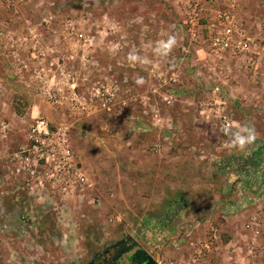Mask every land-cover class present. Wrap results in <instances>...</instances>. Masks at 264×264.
<instances>
[{"label":"crops","instance_id":"crops-1","mask_svg":"<svg viewBox=\"0 0 264 264\" xmlns=\"http://www.w3.org/2000/svg\"><path fill=\"white\" fill-rule=\"evenodd\" d=\"M185 1L187 0H144L142 3L138 0H110V7L115 11L110 13L108 21L103 19L105 17L97 19L96 26L100 40L105 34L106 24H109L110 33L117 35L114 38L115 41L119 40V33H123L124 37L129 38L122 51L110 52L107 49V43L100 41L99 48L94 53L102 68L110 66L113 69L114 79L122 83L123 95H127L125 93L127 91L130 93L127 96L133 97L129 104L134 105L135 98L143 99L141 104L144 105V110L137 105L136 109L129 110L130 116L125 118L124 125L129 129L127 136L132 135L130 130L133 132L135 128L143 129L145 132L153 130L146 120H138V117L154 110L155 107H161L162 117L165 120L162 125H158L159 140L154 143L153 150H138L137 143L134 144L135 138H130L127 141L129 147L126 150L125 169L121 170L117 167L114 171H109L107 175L106 173L102 175L103 178L107 177L109 186L120 187L119 191L124 198L123 205L127 209L123 220L110 223L109 216L108 220L106 218L98 224L113 226L115 224V227L107 232V235H111V239L115 241L97 249L94 246L92 253L86 250L83 243L79 247V253L72 252L73 259L68 264H92L99 253L103 257V261L101 260L99 264H108L105 260L106 257L116 254L118 246L129 245L133 241L138 242L157 261L162 260L161 264H169L171 261L187 264L192 254L189 247L190 241L205 239L213 225L221 228L224 243L233 240L237 245L244 247L247 238L244 223L242 224V216L246 212L255 213L264 207V104L259 106L260 109L255 110L257 113L259 112L257 115L259 119L249 122V125L256 130L257 135L253 143L247 145L243 150L235 148L230 151L223 150L222 152H225L223 154L214 150L216 146L219 151L221 145L220 130L219 136L209 139V128L212 121L207 122L202 117L199 119L192 114V111L197 112L198 108L202 110L204 106L201 103L209 99L215 80L213 67L216 60L213 57L205 58V55L197 59L195 56L197 49L192 58L190 56L187 57V60L184 59L180 48L182 38L179 35L176 36L173 25L184 17L182 7ZM18 12L17 9L5 7V4L0 7V44L3 46V49H0V55L6 56L7 62H12L13 58L12 54H7V50H5L7 49L5 35L8 32L15 34L16 29L20 30L18 26H14L15 21L18 22L20 18ZM214 14L215 10L209 8L206 14L208 24L216 23ZM86 30L91 31V28L88 27ZM48 34L50 35V32ZM179 34L181 33L179 32ZM168 35L176 36L178 41L176 47L166 57L156 54L154 49L157 42L166 40ZM138 41L140 45H136ZM134 45L140 49L138 54L133 48ZM200 48L203 47L200 46ZM130 54L140 55L138 57L141 58V61L139 59L130 61ZM47 57H53V55L48 53ZM172 57H177L181 67L185 64L200 66L198 67L199 71L194 69L195 72L193 70L186 72L183 68V73L181 72L180 75L181 78L183 77V81L194 77V81L199 86L196 89H189L193 91H183L184 94L189 95L187 98H192V100L187 101L190 103L184 102L177 107L166 106L160 97L162 94L165 95L163 91L165 84L163 85L162 79L170 75L171 70L168 63ZM227 59L231 63L234 62L233 58L228 57L226 61ZM29 61L32 67L39 64V60L30 58ZM156 61L161 65L159 75L162 78L151 74V69ZM189 72H193L190 77H188ZM124 78L127 79L125 83L123 82ZM138 78H143L142 85L135 82ZM244 80L243 76L239 78L242 83L245 82ZM183 81L182 85L184 86ZM189 86H191L190 83ZM257 92H254V95H258L259 92ZM40 97L47 101L43 96ZM197 97L203 98L199 104L194 102ZM150 98L155 103L150 102ZM41 107V104H35L34 110L41 111ZM176 111L177 113L174 114ZM68 112L66 109H60L50 118L55 121L60 119L61 113ZM185 112L190 114V119L184 118L188 114ZM136 113H139L140 116ZM117 124L118 122L115 127L119 128ZM213 124L217 126L214 122L212 126ZM115 142L117 148L123 144L122 140H115ZM88 151L89 149H87V153ZM99 166H102L100 162ZM99 176L101 177V175ZM21 179L20 177L19 180ZM19 180L14 181L13 185L18 187V183L21 182ZM98 192L100 193L99 188ZM250 192L252 195H249ZM103 194L100 195L101 204L93 206L98 207L105 201H111L105 193ZM244 195L248 198L254 196L255 204L252 207L248 204L247 199H243ZM20 197L21 192L14 187L12 199L5 200L4 198V201L8 206L14 207L20 205ZM117 198L116 200H118ZM89 205L85 204L79 208ZM113 210L115 212L112 211V214L117 213L115 207ZM125 220H127L125 232L119 231L121 225L117 226L116 224L123 223ZM230 226L229 234L232 235V239L225 240L223 234L228 232ZM82 237L84 236L79 234L78 237L77 235L78 239ZM69 238H64L66 239L64 241ZM260 243L259 264H264V230L260 237ZM225 245L213 251L210 257L205 260V264H233L234 262L228 258L229 253ZM242 249L240 248L237 253H234L236 259H240L239 256H245L242 254ZM67 251L69 253V250ZM85 253H87L86 257ZM88 257L90 258L87 260ZM111 261L110 258V264Z\"/></svg>","mask_w":264,"mask_h":264},{"label":"rangeland","instance_id":"rangeland-1","mask_svg":"<svg viewBox=\"0 0 264 264\" xmlns=\"http://www.w3.org/2000/svg\"><path fill=\"white\" fill-rule=\"evenodd\" d=\"M138 1L144 2V0ZM192 1L193 0H187L184 2L182 7L184 9V17L187 13L188 5ZM110 3V0H0V7L5 4V7L17 9L19 11L18 14L20 18L18 17L19 21L17 22L16 20L14 26H18L20 30L16 29L17 32L13 35L15 37L19 36L24 38L19 42V45L15 47L8 45L7 49H5L7 50V54H13L12 58L15 56L12 62H7L6 56L0 55V82H2L0 85V203H2L0 206V264H68L71 263L73 259L72 252H75V238H69L67 241H64L66 239H64L63 236L68 226L57 221L56 210L53 207H39L33 204L32 201L37 198L30 195L28 189L25 188L24 178L22 176H20L22 178L21 180H19L20 177L14 178L15 175L13 174V170L16 161L13 159V155L24 143H26L29 125L33 117L43 116L51 122L53 121V124L64 121H69L72 124L73 149L78 161L86 167L91 174V178L97 183L100 190L99 195H104L103 193H105L112 201H105L98 207L89 205L71 209L72 215H74L78 221L76 230L77 235L78 237L79 234L84 236L79 238L78 250H80L79 247L84 243L86 250L91 253L95 247L97 249L115 241L111 239V235H107V232L112 230L115 224L114 226L111 224H98L102 223L106 218L108 220V217L112 214V211H114V207L117 213L127 211L125 205H123L124 198H122V194L119 191L120 187L118 186L115 188L109 186L107 177L105 176V178H103L102 175L105 173L107 175L109 171H114L117 167L121 170L125 169L126 150L129 147L127 141H129L130 138H135L134 144L137 143L136 148L140 151L153 150L154 143L159 140L157 128H159L158 125H162L165 120H163L162 117L161 107H155L154 110L147 114L143 113L142 115L144 116H140L139 113H136L140 116L138 120H146V123L152 126L153 130L151 129L145 132L143 129L135 128L133 131L134 133L130 130L132 135L127 136V134H129V129L124 125L125 118L126 116H130L131 112L129 110L136 109L138 107L137 105L144 110V105L141 104L143 101L141 97L134 99V105H122L119 103L113 114L98 110L91 116H78L68 112L64 114L61 113L60 119L54 121L51 120L50 117L52 115L54 116V113L58 110L60 111V109L53 107L38 95L36 91V82L30 77L23 79L16 76L15 72L18 70V66L22 65V62H30V58L33 60V55L35 54L34 44H36V41H38L36 44L38 55L42 52V49L48 50V46H51L54 50L51 54L53 57L63 56L66 51H68V53L74 51L78 55L83 54L84 49L64 43V32L67 30L65 28L66 23L74 21V23L79 26L78 28L84 31H87L86 29L90 27L91 31L87 32H91V34H95L97 38H99V32L96 26L97 19L105 17L103 19L108 21L110 13L115 11V9H111ZM236 3L238 4L237 12L240 22L243 23L249 32L257 39L260 44L259 46L264 48V0H237ZM220 5L208 6L207 4V10L205 9L206 14L209 8L215 10L218 9L219 6H223L222 4ZM207 18L208 17L205 15L202 20L203 23H208ZM10 27H12V25H10ZM48 32H50V35ZM208 34L209 30H206L204 32L203 41L196 48L197 52H195V56L197 59H200L204 55L206 56L205 58H208V47H205L208 46ZM102 37L103 39H99L98 41L107 43L106 46L108 47V42L115 41L114 38L117 37V35H112L110 33L109 24H106L105 34ZM118 37V41H122L123 45L129 40L127 36L124 37L123 33H119ZM99 45L98 43V45L95 46L94 52L99 48ZM136 45H140L139 41ZM200 46L203 48H200ZM2 47V44H0V49H3ZM192 56L190 58H192ZM225 56L226 58H233L234 62L231 63V61L227 59L226 73L224 70L220 71L218 67L215 71L214 78L216 81L218 78H222L219 79V81L222 82L223 94L230 103V108L235 115L237 123L249 125V122L258 118L257 115L259 112L257 113L255 110L260 109L259 106L264 104V51L262 59L260 62L258 61L259 63H252L249 60L252 54H249L247 58H234L227 53ZM15 59H20L21 63L17 62L19 64L17 65ZM139 61H141V58ZM186 65L187 64L182 66V70L185 68L184 70L186 72L190 70H193V72H195V70L199 71V65L191 66L188 64L187 67ZM193 72H189L190 75L188 77L192 76ZM242 76L245 78V82L243 83L239 81V78ZM194 79V77H190L188 80H185V82L183 81V77L180 79L178 85H176V90H178L180 98L173 104L168 103L166 100L164 101V96L171 91L169 85H164L163 91L165 95L162 94L160 97L162 101L166 103L165 105H174V107H177L184 102L190 103L187 101H191L192 98H187L189 95L187 96L183 91H193L189 89H196L197 86H199ZM182 81L185 83L184 86L182 85ZM189 83L191 86H194H189ZM199 84H202V82H199ZM257 91L259 93L260 91L262 92L259 94ZM254 92H257L258 95H254ZM120 95L122 96H119L120 99L123 100L124 98V101L127 100V95H123V93ZM202 100V97H197L194 102L199 104ZM150 102L155 103L153 99H151ZM35 104H41L42 110L35 111ZM165 108L169 109L171 107ZM175 113H177V111L174 112V114ZM192 114L199 119L202 117L203 120L207 122L210 121L202 114L200 108H198L197 112L192 111ZM182 115L184 116L185 114L183 113ZM184 118L190 119V114L188 113ZM3 121L8 122L10 125L7 132L1 130V123ZM116 122H118L117 125H119V128L115 127ZM212 123H210L211 127L209 128V139L219 136V128L214 126V124L212 126ZM115 140H122L123 144H118L119 146L117 148L115 146ZM220 144L219 151L216 149V146L214 150L221 154L225 153L222 152L223 150L230 151L234 149L225 146L222 142ZM87 149H89L88 153ZM235 149L237 150L238 148ZM115 157H117V159H115ZM99 162L102 166H99ZM8 175H10V177H8ZM99 175H101V177ZM18 180L21 182L18 183L17 187V185H13V182ZM13 186L17 191L21 192V203L18 206L10 207L5 203L4 198L5 200L12 199ZM249 195H252V192H250ZM116 197H118V200H116ZM245 197L246 195H244L243 199H247L248 204L252 207L255 204L253 200L254 196L249 198ZM263 210L264 207L255 213H244L242 216V224L244 223V227L251 216L263 215ZM224 220L226 221V219ZM126 224L127 220L116 225H121L119 231L125 232ZM230 228L231 226L228 227V232H224L223 234L225 240L232 239V235L229 234ZM263 230L264 226L262 227V234ZM245 231V236L247 238L246 245H242L244 247L239 245V249H244V251L242 249V254H245L244 257L239 256L242 263H246L249 258H252L247 253L248 239L251 234L248 230ZM260 246L261 243L259 238L258 253L252 259H255L256 264H259ZM67 250H69V253ZM83 252L82 249V253ZM239 253L241 252L239 251ZM86 255L87 253L84 254L85 257ZM89 258L90 257H88L87 260Z\"/></svg>","mask_w":264,"mask_h":264},{"label":"built area","instance_id":"built-area-1","mask_svg":"<svg viewBox=\"0 0 264 264\" xmlns=\"http://www.w3.org/2000/svg\"><path fill=\"white\" fill-rule=\"evenodd\" d=\"M236 2L237 0H193L189 3L183 20L173 25L176 36L179 35L182 38L180 48L184 59L193 55L204 39V32L209 30L208 58L213 57L216 60L214 71L219 67L220 71L224 70L226 73V53L234 58H247L249 54H252L249 60L252 63L260 62L264 48L259 46L257 39L240 22ZM207 4L208 6L223 5L215 9L216 23L205 24L202 21L206 15ZM78 27L74 21L66 23L67 30L64 32L63 41L67 45L72 44L84 49L83 54L78 55L74 51L72 53L66 51L63 56L47 57L48 53L54 52L53 48L48 46V50L42 49L38 55L36 45L38 41H36L33 59L39 60V64L32 67L30 62L21 63L20 59H15V63L22 64L18 66L16 76L23 79L30 77L36 82L38 95L46 98L55 108L66 109L78 116H91L98 110L113 114L119 103L127 105L133 97L129 95L125 101L124 98L123 100L119 98L124 92L122 83L114 79L113 69L110 66L102 68L99 59L94 54L99 38ZM23 39L8 32L5 35V45L15 47ZM120 42L122 41H109L110 51L115 53L123 49L125 45ZM133 48L138 54L140 49L135 45ZM168 65L171 70L170 75L164 77L162 82L163 85H169L171 91L164 96V101L173 104L180 98L176 85L180 81L182 67L177 57H172ZM160 72L161 65L156 61L151 74L162 78L159 75ZM219 79L222 78L214 80L209 99L201 103L204 106L202 114L218 126L221 142L227 146L229 137L221 129L226 123H237V120L228 99L223 94L222 82ZM123 82H127V79L124 78ZM125 93L130 94L127 91ZM9 128L8 122L1 123L3 132H7ZM13 159L16 161L13 170L14 178L20 176L24 178L25 188L28 189L30 195L37 198L32 201L33 204L39 207H53L56 210L57 221L68 226L63 237L75 238L74 250L79 253V239L76 238L78 221L72 215L71 209L85 204H101V197L97 183L91 178L86 167L78 161L74 152L72 124L69 121L53 124L43 116L33 117L29 125L27 141L14 153ZM262 213L263 215L251 216L245 226L251 234L248 239L247 253L252 257L246 263H242L234 256V253L239 250V245L233 240L224 243L221 228L213 225L205 239L190 241L189 247L192 254L187 264H205V260L213 251L225 244L229 253L228 258L234 262L233 264H256L255 259H252L258 253V241L262 235L264 210ZM125 215V212L113 213L109 217V222L115 223L123 220ZM158 262L161 264L162 260ZM169 264L183 263L171 261Z\"/></svg>","mask_w":264,"mask_h":264},{"label":"clouds","instance_id":"clouds-1","mask_svg":"<svg viewBox=\"0 0 264 264\" xmlns=\"http://www.w3.org/2000/svg\"><path fill=\"white\" fill-rule=\"evenodd\" d=\"M177 43L178 41L175 35H168L166 40H160L157 42V46L154 51L156 54L166 57L176 47ZM138 59L139 57L135 54L129 55L130 61H137ZM135 82L138 85H142L144 83L143 78H138ZM221 131L229 137L227 146L231 148H238L240 150H243L247 145L253 143L257 138L256 130L252 126L236 122L226 123L222 127Z\"/></svg>","mask_w":264,"mask_h":264},{"label":"water","instance_id":"water-1","mask_svg":"<svg viewBox=\"0 0 264 264\" xmlns=\"http://www.w3.org/2000/svg\"><path fill=\"white\" fill-rule=\"evenodd\" d=\"M124 246L111 256V264H159L154 256L143 249L138 242L133 241L131 244Z\"/></svg>","mask_w":264,"mask_h":264},{"label":"flooded vegetation","instance_id":"flooded-vegetation-1","mask_svg":"<svg viewBox=\"0 0 264 264\" xmlns=\"http://www.w3.org/2000/svg\"><path fill=\"white\" fill-rule=\"evenodd\" d=\"M124 245H125V244H124ZM124 245L118 246V248H116V253H117L121 248L125 247ZM108 250H109V249H108ZM102 256H103V255H102ZM102 258H103V257H101V253H99V255L96 256L95 261L92 262V264H99V263L101 262ZM107 258H108V259H107ZM110 258H111V257H106V258H105V260H107L108 264H110ZM105 260H104V261H105ZM102 261H103V260H102ZM112 264H113V263H112ZM134 264H136V263H134Z\"/></svg>","mask_w":264,"mask_h":264}]
</instances>
